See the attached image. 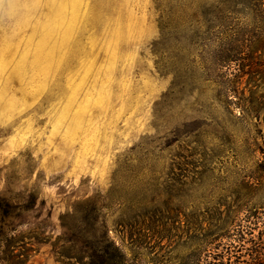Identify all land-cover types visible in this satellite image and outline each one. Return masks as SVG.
<instances>
[{
	"label": "rangeland",
	"instance_id": "rangeland-1",
	"mask_svg": "<svg viewBox=\"0 0 264 264\" xmlns=\"http://www.w3.org/2000/svg\"><path fill=\"white\" fill-rule=\"evenodd\" d=\"M183 6L0 4V264H83L96 213L130 264H194L228 216L264 222L260 74Z\"/></svg>",
	"mask_w": 264,
	"mask_h": 264
},
{
	"label": "trees",
	"instance_id": "trees-1",
	"mask_svg": "<svg viewBox=\"0 0 264 264\" xmlns=\"http://www.w3.org/2000/svg\"><path fill=\"white\" fill-rule=\"evenodd\" d=\"M183 9L193 10L195 22L199 28L208 22L209 28L198 36L242 37L218 49L219 61L239 62L241 53L247 58L253 69L248 73L259 75L258 86L264 87V0H179ZM206 22V23H205ZM223 43H221L222 45ZM248 51V52H246ZM248 53V54H247ZM245 72V71H244ZM242 74L243 70H242ZM231 91L237 92L234 81ZM255 89H253V92ZM259 96L257 111H264V92ZM257 96V97H258ZM92 210L97 212V205L91 202ZM94 212V214H95ZM255 214L247 215L243 222L232 215L225 219L231 225L238 222L239 228L227 234V225H217L214 230L200 239V247L195 253L194 264H264V222ZM91 230L85 234L83 264H130L125 254L110 239L105 225L96 215L89 217ZM223 221V220H222ZM257 231V233H255ZM63 244L74 242L68 231L59 238ZM227 239V241H224ZM66 256V254H64ZM82 259V258H81ZM84 260V259H83Z\"/></svg>",
	"mask_w": 264,
	"mask_h": 264
},
{
	"label": "clouds",
	"instance_id": "clouds-1",
	"mask_svg": "<svg viewBox=\"0 0 264 264\" xmlns=\"http://www.w3.org/2000/svg\"><path fill=\"white\" fill-rule=\"evenodd\" d=\"M4 3V0H0V4Z\"/></svg>",
	"mask_w": 264,
	"mask_h": 264
}]
</instances>
